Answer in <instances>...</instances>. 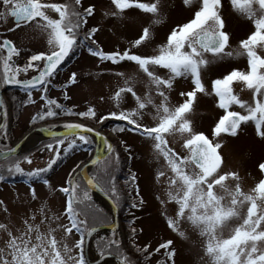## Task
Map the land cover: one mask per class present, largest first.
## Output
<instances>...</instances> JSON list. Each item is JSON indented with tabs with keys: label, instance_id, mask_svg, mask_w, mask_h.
Here are the masks:
<instances>
[{
	"label": "snow or ice",
	"instance_id": "obj_1",
	"mask_svg": "<svg viewBox=\"0 0 264 264\" xmlns=\"http://www.w3.org/2000/svg\"><path fill=\"white\" fill-rule=\"evenodd\" d=\"M194 3L196 8L191 18L176 24L165 42L159 44L152 54H144L132 49L142 48L152 41L153 34L149 27L143 28L130 48L105 51L95 39L98 29L84 28L88 18L94 14L95 6L82 7L81 0L62 3L0 0L3 6L0 21L7 24L9 17L14 18L15 27H9V32L36 24L47 33L49 49L31 54L23 67L19 66L18 61L24 59V54L13 41L4 39L0 43V51L7 52L6 56H0L3 66L0 82L18 85L27 93L28 100L25 103L36 104L37 101L32 99L33 90L41 92L40 101L43 103L31 117V124L47 133L48 140L41 150L51 156L45 167L26 171L22 162L31 164L32 159L29 156H17L19 145H4L7 149L4 160L8 166L0 165V181L6 180V172L8 176L24 177V183L29 186L37 180L48 185L49 181L45 177L55 171V167L73 153L88 150L96 139L107 145L110 155L114 154L111 159L101 156L91 159L89 163L95 171L90 175H83L88 167L86 164H78L68 173L66 186L60 189L66 196L62 216L45 217L35 225L25 220L24 227L15 230L0 223V230L6 233L4 247H0V264H90L86 241L106 226L110 228L111 235H97V255L93 257L95 264H101V261L108 264L106 256L117 257L119 264H136L118 238V226L94 202L92 195L94 189L104 193L116 211L124 199V193L112 171L119 163V153L95 125L89 126L83 122L103 124L110 117L124 122L114 131L137 134L150 143L156 157L165 162L170 175L167 176V201L161 202H174L177 206L175 216L167 219L170 229L184 237L185 233L180 231L179 226L182 222L189 223L203 238L204 251L211 264H264V179H260L250 191H243L238 173L224 170L225 160L219 142L222 135L236 137L242 125L249 122L254 123L256 135L264 139V0H230L232 7L253 25V30L240 41L239 51L235 53L227 51L230 34L222 14L223 0H183L185 6L190 7ZM112 4L118 10L112 13L113 16L122 17L125 10L139 9L157 17L154 24L163 22L159 0L150 3L112 0ZM85 49L102 62L118 67L133 65L146 78L147 90L138 92L137 76L115 72L114 75L124 81L123 86H119L110 97L119 110H110L106 116H98L97 110L91 105L85 110H76L50 98L49 85L54 83L66 62ZM14 56L18 58L17 61H13ZM234 56L246 57V69H232L212 80L209 91L204 83V73L210 71L214 63ZM29 69H35L38 74L30 79L17 78ZM178 79L189 82L191 89L181 91L179 95L183 98L182 102L172 106L169 93ZM77 82V73L73 72L62 87L69 89V86H76ZM234 83H242L251 90L253 103L234 94ZM201 94L214 96L216 107L223 110V115L214 123L211 138L203 131H197L189 119ZM129 95L135 107L124 110L121 106ZM64 99H71L67 91L64 92ZM3 105L4 102L0 100V107ZM233 105H238L243 113L232 110ZM62 115L77 117L81 122H65L59 127L48 124L49 120L59 119ZM147 115H151L152 124L144 123ZM5 128L0 127L3 139H7ZM176 135L182 138L183 154L169 145L168 137ZM124 150L130 151L127 146ZM259 168L264 172V163ZM164 176L165 171H158L157 179ZM136 180V174L132 173L124 185L128 189V196H132L134 191L135 196L139 197V201L132 200L130 209H135L138 203H145ZM229 181L235 182L234 186H230ZM31 197L36 199L34 188L31 189ZM63 217H66L67 223L61 222ZM49 219L55 221L57 227L41 231V225ZM57 230L63 233L61 239L55 235ZM132 233L137 234L135 228ZM69 238L73 241L71 246L67 242ZM133 247L145 257L150 255L147 245L143 249L135 244ZM161 249L166 250L170 264H176L177 251L173 241L169 239L161 243L156 251Z\"/></svg>",
	"mask_w": 264,
	"mask_h": 264
},
{
	"label": "rangeland",
	"instance_id": "obj_2",
	"mask_svg": "<svg viewBox=\"0 0 264 264\" xmlns=\"http://www.w3.org/2000/svg\"><path fill=\"white\" fill-rule=\"evenodd\" d=\"M63 1L46 0V2L57 3ZM66 1L70 2V0ZM141 2L150 3L155 2V0H141ZM159 2L161 6L160 18H162L163 22L157 25L153 23L157 17L143 13L139 9L125 10L122 17L120 15L113 16L112 13L118 10L112 4V0H81L82 7L95 6L94 14L88 18L84 28H97L98 32L95 36L97 43L105 51H115L130 48L131 43L139 37L143 28L149 27L153 34L152 41L146 46L139 49L134 48L132 51L152 54L159 44L165 42L170 30L176 24L187 22L196 8L195 3L190 7L185 6L183 0H159ZM0 10H3L2 5H0ZM222 14L226 22V30L230 34V46L227 51L235 53L239 51L240 41L245 39L253 30V25L232 7L230 0H223ZM9 27H15L11 17L8 18L7 24L0 21V43L5 38L10 39L23 52L24 59L18 61L20 67H23L27 57L31 54L45 52L49 49L47 33L37 27L36 24L13 32L8 31ZM0 53L1 56H5L3 51H0ZM17 59V57H13V61H17ZM209 59H211L210 55ZM246 66L247 61L244 56L226 57L214 63L211 65L210 71L204 73L203 79L206 88L211 91L212 80L227 74L232 69L245 70ZM117 71L124 72L128 76H137L136 89L139 93L147 90L146 78L139 74L133 65L124 64L119 67L111 65L109 62H102L97 57L91 56L85 49L80 51L61 69L54 83L49 85V96L66 107L75 108L76 110H85L87 106L91 105L97 110L98 116H106L110 110H119L116 108L114 101L110 99L118 87L123 86L124 83L122 78L114 75ZM73 72L77 73L78 76L77 85L69 86V89H63L62 85ZM35 73H37L35 69H29L27 73H20L17 78H30ZM6 89L7 87L3 84L5 101L8 107L4 114L6 115V120L2 127L6 126L5 134L10 141L9 146L12 147L16 141L33 127L31 117L36 114L43 102L40 101L41 92L33 90L32 99L37 101V103H25L28 100L27 93L16 88H9L15 98L14 101H10L6 95ZM190 89L191 84L189 82L178 79L174 84L173 90L169 93L170 104L175 106L181 103L183 98L179 93ZM65 91L71 97L70 100L64 99ZM233 91L240 99L253 103L251 90L247 89L242 83H234ZM102 97L103 99H101ZM121 107L124 110L135 107L133 98L129 95ZM232 110L243 113V110L238 105H233ZM221 115H223V110L216 107V98L201 94L199 103L195 106L194 112L189 115V119L193 122L197 131H203L211 138V130L214 123ZM109 119L108 123H106V120L103 124H98L96 121L83 122L90 126L95 125L98 130L108 136L114 149L116 146L118 147L116 152L129 156V169L136 174L137 184L141 190L140 194L145 201L143 205L138 203L135 209L129 208L125 220L120 218V227L117 235L122 241V245L126 246L127 238L134 241L137 245H147L151 264H170L166 250L161 249L157 252L156 249L161 243L171 239L177 251L176 264H211L210 258L206 256L204 251L203 238L198 231L193 230L189 223L182 222L179 226L180 231L185 233L184 237L179 236L177 232H174L167 225L168 217L175 216L177 206L174 202H161L167 201V176L170 175L163 159H158L150 143L145 142L137 134L114 131L115 128L124 122L116 121L111 117ZM63 122L81 121L77 117H63L49 120L48 124L59 126ZM144 123H153L151 115L145 117ZM7 139H3V135H0L1 141L7 142ZM69 139H74V137ZM47 140L48 138L46 137L32 146L22 149L26 140L20 147L17 156L20 158L29 156L32 159L31 164L26 161L22 162V167L26 171L46 166L51 156L47 151H42L41 149ZM168 140L171 147L183 154L181 148L182 138L179 135L170 136ZM121 141L124 143H121ZM219 142L222 144V155L225 160L224 170L238 173L239 183L243 191H250L260 179H264V172L259 168V165L264 163V139L256 135L254 123L249 122L242 125L236 137L222 135L219 138ZM66 144L67 141L64 146ZM125 146L130 151L126 152L124 150ZM94 149L95 152H99L96 142L94 143ZM0 151H2L1 148ZM88 152L89 149L73 153L60 166L55 168V171L51 172L48 177V185H45L42 181H35L31 186L24 183V181L13 184L0 181V223H4L11 230H15L22 229L25 220L35 225L39 224L45 217L62 216L66 207V196L60 189L66 186L68 173L78 164H83L90 158ZM106 152L107 145L105 144L103 153ZM109 155L107 153L104 158ZM93 167L87 170L88 174ZM158 171H165L166 176L157 179ZM228 183L230 186H234L235 182L229 181ZM33 188L36 191V199L31 197V189ZM92 195L97 205L101 208H106L112 215L110 205L94 192ZM134 199L139 201V197H136L135 194ZM33 217H35L34 220ZM61 222L67 223L66 217H63ZM48 227L56 228L57 223L51 219L46 220L45 224L41 225V231L46 232ZM133 228L136 229L137 234L135 235L132 233ZM55 235L58 239L63 237V233L60 230H57ZM97 235L110 236L111 230L104 227L99 230L98 234L88 238L86 251L88 252L90 264H95V260H92V258L97 255L95 246ZM5 240L6 233L0 230V247H4ZM67 242L71 246L73 241L69 238ZM127 248L125 249L126 251H128ZM112 259H114L112 256L105 257L108 264L111 263ZM101 264H104V261H101Z\"/></svg>",
	"mask_w": 264,
	"mask_h": 264
},
{
	"label": "trees",
	"instance_id": "obj_3",
	"mask_svg": "<svg viewBox=\"0 0 264 264\" xmlns=\"http://www.w3.org/2000/svg\"><path fill=\"white\" fill-rule=\"evenodd\" d=\"M64 1L65 2H68L66 0H64ZM0 56H1V53H0ZM0 65H1V62H0ZM10 91H11V89L7 88L6 89V95H7L8 99L10 101L11 100L14 101L15 98H14L13 94ZM63 117L64 118H68V117L74 118L73 116H63V115L60 118H63ZM51 120H55V119H51ZM109 121H110V119H108L106 123H108ZM7 138H8V136H7ZM7 140H8L7 142H3V141L0 140V148L2 150H6V148L4 147V145H6V144H8L7 146L10 145L9 139H7ZM117 148L118 147L116 146L115 147V151H117ZM88 149H89V152H88L89 157H91L95 153L94 144L91 145ZM117 153H119V163H118L117 166H115V167L112 168V171H113L114 175L117 177V184H118V186L121 187L122 192L124 193V199H123V201L121 203V207L119 209V212H120V218L122 220L123 219L125 220L126 215L128 213V210L130 208V204H131L132 200L134 199V194L135 193L133 191V195L132 196H128L127 195V190L128 189L125 188L124 185H125V181L126 180H130V175L132 173H134V171H131L129 169V167H130L129 156H127L125 154H121V152H117ZM112 155H109L106 158L107 159H110V158H112ZM0 165H3L4 167H7L8 166L7 165V162L5 160L0 161ZM60 165H61V163L59 164V166ZM55 168H57V167H55ZM93 171H95V168L94 167L90 170L89 174H91V172H93ZM4 174L6 175V180L4 182L13 184V183H16V182L18 183L20 181H24V177H21L19 175L8 176L6 172ZM50 174H51V172L45 178L48 179V177L50 176ZM36 182H41V181L40 180H37ZM136 183H137V180H136ZM94 202L96 203V201H94ZM103 209H104V212L106 213V215H108L112 219V215L110 214V212L106 208H103ZM95 244H96V242H95ZM133 244H135L137 247H139L141 249H143L145 247V245H142V244L137 245L134 241L129 240L127 238L126 239V246H124V247H125V249H126V247H128L127 248V250H128L127 251V254L131 257V259L133 261H135L136 264H151L150 259H149L150 258V255L147 256V257H145V255L142 252H137L136 249L133 247ZM148 252H149V249H148Z\"/></svg>",
	"mask_w": 264,
	"mask_h": 264
},
{
	"label": "water",
	"instance_id": "obj_4",
	"mask_svg": "<svg viewBox=\"0 0 264 264\" xmlns=\"http://www.w3.org/2000/svg\"><path fill=\"white\" fill-rule=\"evenodd\" d=\"M14 19V18H13ZM8 86H11V87H15V86H18V85H8ZM19 87V86H18ZM0 100H2V101H5V96H4V90H3V86H2V82H0ZM5 120H6V115H4L3 116V119H2V122H1V124H0V127H2V125L4 124V122H5ZM90 126V125H89ZM34 130V127H32L28 132H26L18 141H16L14 144H13V146L12 147H16L17 145H19V147L17 148V152H18V150L20 149V147L25 143V141L28 139V137L30 136V134L32 133V131ZM98 130V129H97ZM100 131V130H99ZM101 132V134H102V136L103 137H105L109 142H110V140L108 139V136L106 135V134H104L102 131H100ZM111 143V142H110ZM112 144V143H111ZM7 151V150H6ZM6 151H0V160H3L4 159V153L6 152ZM108 152H106V153H100V152H96L92 157H90L87 161H85L83 164H81V165H88V167H87V169L85 170V172L83 173V175H89L88 173H87V170H89L93 165H91L90 163H89V161L91 160V159H94L96 156H101V157H105L106 156V154H107ZM93 192L96 194V195H98V196H100L101 198H103L109 205H110V207H111V209H112V215H113V221L115 222V224L118 226V228L120 227V214H119V210L118 211H116V210H114L113 209V207H112V204H111V202L109 201V199L104 195V193H102V192H100L99 190H96V189H94L93 190ZM107 227V226H106ZM107 228H109V227H107ZM88 241H89V239H87V241H86V245H85V247H86V249H87V247H88ZM112 257H114L115 259H117L118 260V258L117 257H115V256H112Z\"/></svg>",
	"mask_w": 264,
	"mask_h": 264
},
{
	"label": "bare ground",
	"instance_id": "obj_5",
	"mask_svg": "<svg viewBox=\"0 0 264 264\" xmlns=\"http://www.w3.org/2000/svg\"><path fill=\"white\" fill-rule=\"evenodd\" d=\"M3 102H4L3 107H0V123H1L2 117L6 113L7 107H8L6 101H3ZM63 123H65V122H63ZM44 127H46V126H44ZM46 137H47V133L46 132H42L38 128H34L32 133L28 137L26 143L23 145L22 149L23 148H27L29 146H32V145L36 144L37 142L41 141L42 139H44ZM96 144H97L99 152L103 153V151L105 150V144L99 139H96ZM90 258H92V257H90ZM92 260H94V259L92 258ZM109 264H119V261L114 258V259L111 260V263H109Z\"/></svg>",
	"mask_w": 264,
	"mask_h": 264
},
{
	"label": "flooded vegetation",
	"instance_id": "obj_6",
	"mask_svg": "<svg viewBox=\"0 0 264 264\" xmlns=\"http://www.w3.org/2000/svg\"><path fill=\"white\" fill-rule=\"evenodd\" d=\"M63 2H65V1H63ZM58 3H62V2H58ZM3 52L5 53V56H6V51H3ZM73 57H75V56H73ZM73 57H72V58H73ZM72 58H71V59H72ZM71 59H70V60H71ZM70 60H68V61L66 62V64H65L62 68H64V67L69 63ZM69 66H70V65H69ZM2 72H3V66H2V62H1V65H0V74H2ZM37 73H38V72H37ZM37 73H35V74H37ZM35 74H34V75H35ZM28 78H29V77H28ZM18 79H19V78H18ZM22 79H24V78H22Z\"/></svg>",
	"mask_w": 264,
	"mask_h": 264
}]
</instances>
